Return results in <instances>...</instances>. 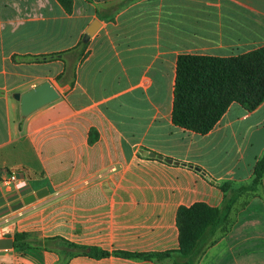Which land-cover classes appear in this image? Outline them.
<instances>
[{
	"label": "crops",
	"instance_id": "obj_1",
	"mask_svg": "<svg viewBox=\"0 0 264 264\" xmlns=\"http://www.w3.org/2000/svg\"><path fill=\"white\" fill-rule=\"evenodd\" d=\"M73 1L0 0V240L14 241L0 264H176L179 209H222L264 154V102L232 104L206 135L173 124L178 57L263 48L264 0ZM45 82L60 98L22 117L15 95ZM12 173L26 184L5 186ZM252 219L197 264H264ZM18 234L108 255L15 248Z\"/></svg>",
	"mask_w": 264,
	"mask_h": 264
},
{
	"label": "trees",
	"instance_id": "obj_2",
	"mask_svg": "<svg viewBox=\"0 0 264 264\" xmlns=\"http://www.w3.org/2000/svg\"><path fill=\"white\" fill-rule=\"evenodd\" d=\"M58 2L71 14L73 0ZM79 45L83 46V43L80 42ZM63 77L65 74L60 75L59 79ZM263 102L264 47L229 58L203 55L178 57L172 112L175 126L206 135L215 128L232 104L237 103L248 111H253ZM263 175L264 154L254 167L252 183L261 185ZM223 213V209L206 204L180 208L177 214V224L181 232L178 253L189 254L195 250L204 235L220 224ZM15 248H45L61 253L75 251L76 254H91L96 257L108 255L98 249L89 251L88 248L62 239L37 240L26 234L15 236Z\"/></svg>",
	"mask_w": 264,
	"mask_h": 264
},
{
	"label": "rangeland",
	"instance_id": "obj_3",
	"mask_svg": "<svg viewBox=\"0 0 264 264\" xmlns=\"http://www.w3.org/2000/svg\"><path fill=\"white\" fill-rule=\"evenodd\" d=\"M252 181L253 179L247 184L235 183L228 186L220 224L209 230L191 253L179 254L176 264H197L198 259L215 242L214 238H218V234H227L241 225L244 226L246 222L250 224L255 220L252 218L264 215L260 185H255Z\"/></svg>",
	"mask_w": 264,
	"mask_h": 264
},
{
	"label": "water",
	"instance_id": "obj_4",
	"mask_svg": "<svg viewBox=\"0 0 264 264\" xmlns=\"http://www.w3.org/2000/svg\"><path fill=\"white\" fill-rule=\"evenodd\" d=\"M100 22L95 21L87 30L85 35L83 36L82 43L87 45L91 39V37L97 32L99 29ZM60 98V93L55 89V87L50 82H45L42 85L31 89L25 94H16L15 99L20 101L21 103V115L22 117H28L36 110L40 109L43 106H46L57 99ZM144 155L150 156L151 158H158L163 160L162 156H157L156 153H148L144 152ZM168 163H172L173 161L168 159L166 160ZM14 247V241L12 239H4L0 240V250L1 249H11Z\"/></svg>",
	"mask_w": 264,
	"mask_h": 264
},
{
	"label": "built area",
	"instance_id": "obj_5",
	"mask_svg": "<svg viewBox=\"0 0 264 264\" xmlns=\"http://www.w3.org/2000/svg\"><path fill=\"white\" fill-rule=\"evenodd\" d=\"M26 183L22 181L20 178H18L16 173H12V175L9 177V180L4 181L5 186H12L15 188H20L24 186Z\"/></svg>",
	"mask_w": 264,
	"mask_h": 264
}]
</instances>
